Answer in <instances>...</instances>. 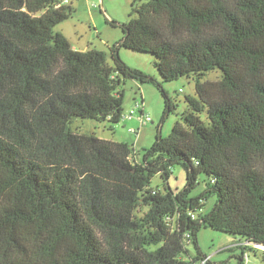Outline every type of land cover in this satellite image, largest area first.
Instances as JSON below:
<instances>
[{
	"label": "trees",
	"instance_id": "16d2710c",
	"mask_svg": "<svg viewBox=\"0 0 264 264\" xmlns=\"http://www.w3.org/2000/svg\"><path fill=\"white\" fill-rule=\"evenodd\" d=\"M72 1L0 0V64L23 89L11 107L34 89L51 92L40 110L53 146L76 149L75 119L118 123L125 78L163 93L160 126L176 110L163 83L126 64L121 48L155 56L166 82L212 69L221 79L200 77L197 95L185 97L189 110L169 136L157 134L139 163L148 183L160 173L167 184L175 165L187 172L184 189L167 186L151 196L159 211L141 239L147 259L112 254L99 241L82 211L76 170L43 167L0 137V264H197L209 256L198 243L202 227L264 244V0H133L136 16L110 46L113 64L105 51L74 49L55 29L76 11ZM201 176L205 187L195 195ZM210 198L215 202L203 212Z\"/></svg>",
	"mask_w": 264,
	"mask_h": 264
},
{
	"label": "rangeland",
	"instance_id": "374dc122",
	"mask_svg": "<svg viewBox=\"0 0 264 264\" xmlns=\"http://www.w3.org/2000/svg\"><path fill=\"white\" fill-rule=\"evenodd\" d=\"M72 2L76 11L55 29L67 36L70 44L77 50L105 51L109 54L108 62L113 64L110 46L121 40V25L130 21L133 12L132 16H136L135 8L138 5L133 6V0ZM1 9L0 4V11ZM119 54L126 64L162 82L175 99L177 108L162 126L160 124L165 110L163 93L156 85L140 84L132 78H125L123 116L118 123L93 118L75 119L72 131L78 144L76 149L55 147L51 141L52 129H47L40 110V105L46 106L52 93L34 89L23 96L21 106L14 111L11 106L15 93L23 90L20 86L21 79L7 76L3 64H0V137L16 145L24 157L33 159L43 167L76 170L80 178L82 211L99 241L112 254L122 251L147 259L145 256L150 252L141 244V239L148 231H153V217L159 211L151 196L163 194L167 186L173 190L184 189L187 172L182 166L175 165L167 184L160 173L153 175L148 183L147 177L138 170L139 163L144 158L145 150L156 141L157 134L169 136L177 120L189 110L185 97L197 95L196 83L200 77L201 81H216L221 79L222 72L212 69L202 76L193 73L189 77L166 82L155 64L156 57L151 53L121 48ZM42 76H46L44 80H50L52 84V77L47 73ZM206 112L207 110L202 113L204 120ZM16 114L21 119L19 124L16 123ZM124 143L127 144L123 145ZM204 180L205 176H201V183L193 194L203 191ZM25 201L28 202L26 197ZM214 202L215 198H210L202 211L211 209ZM159 236L160 234L157 235ZM166 237L153 242L150 250L162 245ZM198 239L202 252L214 262L240 264L239 260L243 256L244 264H264V249L247 243L241 236L202 227ZM188 248L196 256L193 244L189 243ZM246 253L250 255L249 260H246ZM201 261L197 264H209Z\"/></svg>",
	"mask_w": 264,
	"mask_h": 264
},
{
	"label": "built area",
	"instance_id": "2783aa9c",
	"mask_svg": "<svg viewBox=\"0 0 264 264\" xmlns=\"http://www.w3.org/2000/svg\"><path fill=\"white\" fill-rule=\"evenodd\" d=\"M64 2H65V3H69L70 0H64ZM142 116H143V115H142ZM130 130H131L132 132H135V130H132V128H131ZM189 213H190L192 216L196 217V214H194V212L190 211ZM168 221H169V220H168ZM246 256H247L246 260H249L250 255H249L248 253H246ZM209 257H210V256L205 257L201 262H208Z\"/></svg>",
	"mask_w": 264,
	"mask_h": 264
},
{
	"label": "bare ground",
	"instance_id": "6f19581e",
	"mask_svg": "<svg viewBox=\"0 0 264 264\" xmlns=\"http://www.w3.org/2000/svg\"><path fill=\"white\" fill-rule=\"evenodd\" d=\"M253 245H256V246H258V248H260V249H264V246L263 245H258V244H253ZM259 249V250H260ZM263 251V250H262Z\"/></svg>",
	"mask_w": 264,
	"mask_h": 264
},
{
	"label": "water",
	"instance_id": "95a60500",
	"mask_svg": "<svg viewBox=\"0 0 264 264\" xmlns=\"http://www.w3.org/2000/svg\"><path fill=\"white\" fill-rule=\"evenodd\" d=\"M248 243H250V244H258V243H251V242H248ZM258 245H263L264 246V244H258Z\"/></svg>",
	"mask_w": 264,
	"mask_h": 264
},
{
	"label": "crops",
	"instance_id": "0c3cea01",
	"mask_svg": "<svg viewBox=\"0 0 264 264\" xmlns=\"http://www.w3.org/2000/svg\"><path fill=\"white\" fill-rule=\"evenodd\" d=\"M74 49H77L75 46H73ZM246 245H248L247 243H245Z\"/></svg>",
	"mask_w": 264,
	"mask_h": 264
}]
</instances>
